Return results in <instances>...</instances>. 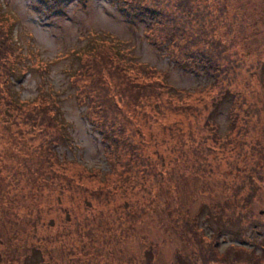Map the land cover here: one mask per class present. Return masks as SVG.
Here are the masks:
<instances>
[{
    "label": "rangeland",
    "instance_id": "374dc122",
    "mask_svg": "<svg viewBox=\"0 0 264 264\" xmlns=\"http://www.w3.org/2000/svg\"><path fill=\"white\" fill-rule=\"evenodd\" d=\"M135 1L136 4L133 0H0V15L9 27L7 40L13 50L11 55L12 50L8 48L9 54L3 61L12 64V75H5L2 80H9L8 89L14 103L27 102L33 107L40 94L53 98L55 104L58 101L59 116L64 121L57 130L60 136L55 148L58 157L61 160L78 159L88 167H97L102 176L111 168L107 162L109 144L104 142L97 120L89 114L90 100L80 101V85L74 84L73 80L82 68L81 62L91 55L93 46L109 45L103 41L121 42L117 43L116 49L123 53L121 58L131 68L130 73H133L132 66L142 64L153 69L154 74L159 73L158 77L164 83L187 90L194 97L200 89L211 87L213 90L216 85L214 77L206 71H187V66L177 65V53L171 50L174 48L165 47L169 43L157 45L156 40L149 39L152 18L149 14H140L142 9L137 10L138 13L133 10L132 7L141 6L138 0ZM195 1L191 0V8L208 4V10L224 3L229 23L220 26L218 33L224 41L228 39L231 52L237 53L236 64L241 63L236 72V90L241 89L250 105L257 102L256 108L260 110L261 123L253 119L250 129L244 128L245 136L241 138L245 141L244 150L242 146L238 152H228L224 157L220 153L212 154L209 156L212 165L207 167L212 173L195 172L193 154L180 157L186 148L178 140L177 151H173L176 143L173 134L152 123V115H149L144 122L150 145L145 153L152 156L158 150L165 160L163 166L160 164L156 168L161 171L159 178H146L144 189L137 187L126 195L109 194L116 190V182L107 178L104 192L89 193L80 187L90 180L79 177L74 165L60 169L62 175L56 178L62 186L61 180L66 178L77 187L66 189L64 194L53 184L49 192L45 182L33 186L29 183L23 185L24 188L21 183L24 194L14 192L6 185L0 188V264H177V250L183 244L184 235L187 233L190 239H200L199 234L188 230L189 217L178 209L186 202L185 208L189 211L191 208V215L198 214L200 228L207 236L212 232L224 236L221 237L223 248L234 243L230 251L233 256L229 254V260L238 264H264V0H199L198 5L192 6ZM236 15L243 17L240 23L244 22L247 27V38L237 32L239 25L232 22ZM235 36L237 39L233 40ZM0 89L3 91L5 87ZM231 98L232 95H228L209 106L207 111L210 113L212 109L211 117L220 124L221 135L231 128L228 119ZM151 99L143 102L149 103ZM129 103L131 105L133 100ZM0 107L7 115L12 113L2 98ZM96 110L95 106L93 114ZM137 112L141 114L137 119L142 117L144 121L143 113L150 114V109L147 106ZM175 115L178 120H185L183 114ZM21 117L9 119V130L0 120V160L14 166L16 162L12 163L9 155L17 151L12 142L19 138L13 133L17 131L15 122ZM180 128L185 131L186 124L182 123ZM12 136L16 140L12 141ZM27 137L23 135L22 141L25 142ZM249 144L260 145V148L254 149ZM8 172H11L8 168L1 169L0 175L4 177ZM205 183L211 189H203ZM38 189L42 191L41 196ZM194 193L198 198L190 201L195 197ZM238 200L240 204H236ZM30 206L41 210L40 224L32 225L25 220V215L37 217ZM133 209H139L137 214H143L134 224L135 236L114 237L116 226L112 221ZM13 210L17 217L12 214ZM12 217L14 219L10 220ZM88 225L94 229L95 238L106 243L102 253L88 247L84 252L82 242L85 240L81 242L79 231L85 235L90 230ZM258 228L261 233L255 237ZM117 231L119 235L120 231ZM180 251L178 256L183 252L185 259L196 254L190 247ZM200 257L197 264L204 263ZM180 261L182 263L184 258Z\"/></svg>",
    "mask_w": 264,
    "mask_h": 264
},
{
    "label": "trees",
    "instance_id": "16d2710c",
    "mask_svg": "<svg viewBox=\"0 0 264 264\" xmlns=\"http://www.w3.org/2000/svg\"><path fill=\"white\" fill-rule=\"evenodd\" d=\"M138 1L141 6H131L134 8L133 10L138 13L142 9L143 12H139L140 14H149L152 18V24L148 29L149 39L156 40L155 44L157 45L160 42H163V45L169 43L165 47L170 45V48H174L171 50L172 53H177L175 55L177 65L187 66V71L190 69L193 72L203 70L212 75L216 84L213 90H211V87L204 90L200 89L194 97L193 93L187 90L175 89L164 83L159 79V73L154 74L153 69H147L142 64L132 66L133 73H130L131 68L121 58L123 53L116 49L117 43L121 44V42L103 41L102 43L107 42L109 45L93 46L90 49L91 55L81 62L82 68L76 74V77H73V80H75L73 82L80 85L78 91L80 101L86 103L90 100L89 114L97 120L96 124L101 130L104 142L109 144L107 162L111 168L109 172L102 176L97 167H88L78 159L61 160L58 157L55 151L56 144L60 139L57 130L61 129L64 122L59 116L58 101L55 104L53 98H47L40 94L36 105L33 107L27 102L14 103L13 95L8 89L9 80H2L5 75H12L10 69L12 64L3 62L9 54V41L7 40L9 27L6 20L0 15V87H5L3 91L0 89V99L2 98L12 109V113L7 115V111L0 107V120L4 127L9 130L11 127L9 119L23 116L21 122H15L17 131L13 133L15 138L18 137L19 140L14 139L13 136L11 138L12 141L16 140L12 144L17 148V151L9 155L12 163L16 162L18 166L6 164L0 160L1 169L8 168V170H11L4 177L0 175V188L6 185L9 186L8 189L24 194V191L20 189L21 183L22 188H24L23 185L29 183L33 186L37 182H45V185H49L47 188L49 192L51 191L50 186L53 184L64 194L66 189L77 187H74L71 180L66 178L61 180L63 187L57 182L56 178L62 175L60 169L65 170L68 165H74L73 167L79 177L90 180V182H84L80 187V189H84L89 193L91 191L94 193L104 192L106 190L105 179L107 178H111L116 182L114 187L116 190H113L114 193L109 194H127L137 187L144 189L146 178L152 180L159 178L161 171L158 172L156 168L160 164L163 166L162 163L165 160L158 150L152 156L145 153V149L150 146L145 134L146 126L144 123L149 115H152V123L157 124L163 131L173 134L176 142L172 148L173 151H177L178 140L182 141L183 146L186 148L182 150L180 157L187 153L193 154L196 162L195 172L212 173L207 170V167L212 165V157H209L212 154L220 153L224 157L228 152L231 154L238 152L242 146L244 150L245 141L241 140L245 136L244 128L249 130L250 120L253 119L256 123L257 120L259 124L261 123V118L258 117L260 110L258 107L256 108L257 102L250 105L241 93V89L236 90L238 87L235 84L238 78L236 72L240 69L241 63L236 64L238 62L237 53L231 52L232 48L228 39L226 38L224 41L218 33L220 26L229 23L225 15L224 3L221 2L214 8V10L216 9L214 11L213 9H207V7H210L208 4H204L201 8H191V0H178V2L177 0ZM133 2L136 4L135 0ZM199 3L200 1L196 0L192 6ZM170 7H174V9L172 10ZM240 19L243 21L242 16L238 18L236 15L232 22L239 25L237 32L247 38V27L244 22L240 23ZM236 36L233 40L237 39ZM9 49L12 50L11 46ZM12 53L13 50L11 55ZM150 77H154L153 81H141ZM5 82L6 84H2ZM6 94H9V97ZM228 95H232V105L228 112L231 128L226 134L221 135L220 124L211 117L212 109L210 113H207V111L209 106L224 100ZM151 97L149 103L143 102V100H148ZM131 99L133 100L132 106L129 103ZM95 106L97 110L93 114L92 110ZM147 106L150 109V114L143 113V116H146L144 121L142 117L137 119V116L141 115L137 111L142 110L144 107L147 109ZM179 113L183 114L184 121L178 120V116L175 114ZM141 120L142 122H140ZM182 123L186 124L185 131H181L180 125ZM194 124H196L195 127ZM147 127L151 128L150 125H147ZM55 133L58 135L57 137L53 135ZM23 135L28 136L25 142L22 141ZM249 146L254 149L260 148V145L249 144ZM22 153L24 155H21ZM180 157L176 156L177 160ZM1 164L6 166H1ZM23 180L25 182H22ZM207 184L205 183L202 188L211 189ZM37 193L41 196L42 191L38 189ZM194 196L190 201L198 198L196 193H194ZM179 202H182V200L179 199ZM236 204H240L239 200ZM181 205L182 207L179 205L178 209L189 217L188 222L191 227L189 229L188 226V230L199 234V237L203 233L205 234L200 228L198 214H190L191 208L190 211L185 208L187 202ZM224 205H227V203H224ZM31 208L33 212L37 213V217L30 218L25 215V220L31 222L32 225H35L34 223L40 224L41 210ZM115 209H113V212ZM139 209L127 210L123 217L118 216L112 221V224L116 226L114 229L116 232L113 233L114 237L125 236L130 238L135 236L134 224L143 216V214H137L140 212ZM12 214L17 217L16 211L13 210ZM66 214L69 217L67 212ZM13 219L12 217L10 220ZM93 224L92 226L95 227ZM89 228L90 230L85 235L79 231L81 242L85 240L82 242L84 252L88 247L94 248L96 253H102L106 243L96 239L93 233L94 229L91 226ZM117 229L120 231L119 235ZM188 236L186 233L184 239L189 241ZM74 241L77 242V240ZM188 246H191V244H188ZM178 252L177 263L180 262L179 258L182 257L183 253L178 256ZM193 252L196 254L189 259L182 257L184 261H197L200 253ZM214 252L217 253V250L215 249L209 254H214ZM127 260L131 261L132 257H127ZM7 261L10 262V260ZM21 264L26 263L22 262Z\"/></svg>",
    "mask_w": 264,
    "mask_h": 264
},
{
    "label": "flooded vegetation",
    "instance_id": "af4514ba",
    "mask_svg": "<svg viewBox=\"0 0 264 264\" xmlns=\"http://www.w3.org/2000/svg\"><path fill=\"white\" fill-rule=\"evenodd\" d=\"M257 223H259V221ZM256 231L258 232L255 233V237L257 234L261 233V230L259 228ZM221 237L224 236L222 235L218 236V233L212 232L211 235L209 236L203 233L200 236V239L195 237H193L189 241L183 239L184 240L183 244L178 248L177 252L182 250V248L186 250V247H190L192 251H197L200 253L201 255L200 259L201 261L204 262L203 264H238L229 260V254L233 256V254L230 253V251L234 243H231L230 245H226V247L223 248L222 246L223 241H221ZM188 244H191V246H188ZM215 249L217 250V253L214 252V254L213 253L209 254ZM210 259H212L213 262H210L211 261ZM177 264H197V261H183L182 263L180 261Z\"/></svg>",
    "mask_w": 264,
    "mask_h": 264
}]
</instances>
